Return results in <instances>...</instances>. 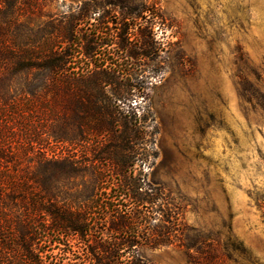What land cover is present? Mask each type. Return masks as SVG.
<instances>
[{
    "label": "trees",
    "instance_id": "trees-1",
    "mask_svg": "<svg viewBox=\"0 0 264 264\" xmlns=\"http://www.w3.org/2000/svg\"><path fill=\"white\" fill-rule=\"evenodd\" d=\"M53 2L0 0V264H151L147 252L190 249L180 208L135 174L144 127L124 104L145 82L106 61L109 46L149 54L138 21L150 10L123 13L108 40L103 20L93 30L88 10L60 15Z\"/></svg>",
    "mask_w": 264,
    "mask_h": 264
},
{
    "label": "rangeland",
    "instance_id": "rangeland-1",
    "mask_svg": "<svg viewBox=\"0 0 264 264\" xmlns=\"http://www.w3.org/2000/svg\"><path fill=\"white\" fill-rule=\"evenodd\" d=\"M142 6L149 54L127 60L109 46L106 61L134 64L132 79L145 82L124 104L144 127L132 143L135 174L180 208L190 246L147 252L148 261L264 264V0H54L50 8L88 10L93 30L107 23L99 30L109 40L123 13ZM132 31L123 35L131 46ZM84 181L94 178L76 182Z\"/></svg>",
    "mask_w": 264,
    "mask_h": 264
}]
</instances>
